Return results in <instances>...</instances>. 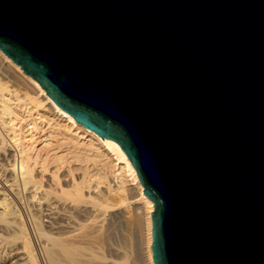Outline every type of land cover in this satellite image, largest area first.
Instances as JSON below:
<instances>
[{"label":"water","instance_id":"1","mask_svg":"<svg viewBox=\"0 0 264 264\" xmlns=\"http://www.w3.org/2000/svg\"><path fill=\"white\" fill-rule=\"evenodd\" d=\"M0 50L120 145L154 264H264V0H0Z\"/></svg>","mask_w":264,"mask_h":264},{"label":"bare ground","instance_id":"2","mask_svg":"<svg viewBox=\"0 0 264 264\" xmlns=\"http://www.w3.org/2000/svg\"><path fill=\"white\" fill-rule=\"evenodd\" d=\"M152 210L120 145L60 109L0 50V264H42L38 246L46 264H130L123 226L143 232L154 264Z\"/></svg>","mask_w":264,"mask_h":264},{"label":"rangeland","instance_id":"3","mask_svg":"<svg viewBox=\"0 0 264 264\" xmlns=\"http://www.w3.org/2000/svg\"><path fill=\"white\" fill-rule=\"evenodd\" d=\"M125 229H124V226H123L120 229L119 235L122 236V238H123L124 235H125V237H126V235L127 236L129 235L127 237L128 240L126 239L127 242H128V244H129V246H130V250H131L130 253H129L130 256L128 258L129 263L130 264H145L144 243H143L144 242V236H143V232L140 231L138 228H135L136 229L135 230L134 227L128 228L131 231V233L129 232L128 229H126L128 232H125L126 231ZM121 233H123V234H121ZM31 234H32V232H31ZM32 238H33V241L36 242L35 245L37 247L38 246V240H36V237H34V236H32ZM122 238L120 237V239H119V236H118L116 239H118L119 241H121ZM37 251H39L38 253H39V257L41 259L42 264H46L45 261H44V259H43L42 252L40 251L39 246L37 247Z\"/></svg>","mask_w":264,"mask_h":264}]
</instances>
